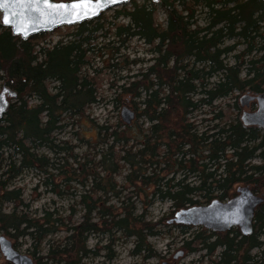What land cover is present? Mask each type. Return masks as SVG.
Segmentation results:
<instances>
[{
	"label": "trees",
	"instance_id": "obj_1",
	"mask_svg": "<svg viewBox=\"0 0 264 264\" xmlns=\"http://www.w3.org/2000/svg\"><path fill=\"white\" fill-rule=\"evenodd\" d=\"M129 6L110 19L102 14L71 27L73 31L51 47L39 45L47 33L23 41L0 25V84L17 93L0 119V162L4 153L13 152L17 159L7 170L12 178L39 169L43 185L58 196L60 183L74 182L88 189L79 197L81 221L66 229L63 242L48 243L47 258L53 264H85V259L99 254L86 249L89 236L109 239L113 231L134 241V256L148 252L147 237L158 233L146 228L143 213L136 215L131 195L148 199L146 206L169 202L174 218L190 207L230 201L237 189L247 188L261 200L252 234L244 236L234 229L221 235L204 229L211 234L198 232L183 248L188 253L203 252L199 264L203 258L206 264H264V130L242 126V108L236 101L239 94H264V0H161L157 4L134 0ZM159 14L163 23L157 20ZM132 39L149 47L151 54V64L143 72L118 79L120 96L132 106L134 119L115 128L95 125L99 143L93 151L97 152L75 154L55 134L66 126V119L81 120L85 110L98 102L100 70L92 68L95 54L125 49ZM104 64L102 60L106 69ZM229 97L231 106L216 107ZM32 99L35 104L29 107ZM215 108L219 110L212 118L192 121L194 113L202 109L212 113ZM231 109L235 117L226 119ZM71 152L72 165L67 169L64 163ZM255 159L260 164H251ZM126 166L127 190L137 193L117 192L115 175ZM4 186L0 182V190ZM20 196L19 190L0 195V232L28 234L39 243L53 235L59 221L49 219V213L40 220L15 210L1 213L2 204ZM109 196L122 198L120 207L108 204ZM176 228L185 235L193 227Z\"/></svg>",
	"mask_w": 264,
	"mask_h": 264
},
{
	"label": "rangeland",
	"instance_id": "obj_2",
	"mask_svg": "<svg viewBox=\"0 0 264 264\" xmlns=\"http://www.w3.org/2000/svg\"><path fill=\"white\" fill-rule=\"evenodd\" d=\"M135 1L140 4L145 0ZM126 6L128 9L130 8L129 5ZM122 7L107 11L104 13V17L110 19L114 15L115 11L121 9ZM157 20L158 22L163 23L164 16L159 14L157 16ZM119 23H125V19H120ZM72 31V28H60L52 33H48L39 45L51 47L59 39L67 37L66 35ZM110 40H112V38L108 41ZM98 41L100 42L101 40L99 39ZM228 44H231V42H228ZM110 46L108 48H110ZM116 46L117 45H115V47ZM148 51L149 47H145L140 41L132 39L125 49H120L117 52L115 50L107 49L95 54L92 68L100 70L98 76L96 77L98 102L85 110L81 120L66 119V126L57 131L55 134L56 138L62 141H67L75 154H82L86 152V150L90 151V155L97 152L96 150L93 151V146L99 143L98 140L96 141L95 125L110 126L115 128L117 125L122 124L120 119V109L122 107L125 106L133 111L132 106L127 102H124V99L120 96L118 85H120L121 82H118L120 81L118 79L130 78L133 75H139V73L143 72V70L151 64V54ZM102 60H105L104 65L106 69L102 67ZM110 66L114 67L111 68ZM1 86L2 83L0 84V90L2 88ZM51 87H53V84H51ZM242 96L243 94L238 95V98L236 99L237 103H239V98ZM113 100H118V104H116ZM232 103L233 99L229 97L218 101L216 103V107H221L224 110L227 105L231 106ZM34 104L35 101L32 99L28 106L30 107ZM218 110V108H215L212 113H209L208 109H202L201 111L194 113L191 116V119L195 123H200L202 119L212 118ZM255 110L256 104L254 103L251 104L248 109L242 108L240 111L252 113ZM226 114V119H233V117H235V111L232 109L229 110V112L227 111ZM79 122L81 123V126H79ZM205 125L207 124H203L202 126ZM136 126L137 125L134 123L133 128H136ZM145 127L146 126H144V128ZM86 140L87 142H84ZM40 153L47 155L48 152L46 149H41ZM69 155L71 159L64 163V166L67 169L69 166L71 168L73 152L68 154V157ZM91 158V156H88V159ZM16 159L17 156L13 152L9 151H7V154L4 153L1 157L0 182L4 183L5 186L2 190H0V195L5 190H19L21 194L18 200H15L12 203L6 202L2 204L1 213L9 214L15 210V213L22 214L26 218L33 220H40L45 213H49V219H56L59 221V224L57 226L54 225L55 233L46 237L45 240L40 243L28 234H23L22 236H20V234L17 235L16 233L13 234L14 232L12 230H8L7 234L0 232V235L5 236L8 240H10L15 250L20 254L31 258L34 264H53L52 259L47 258L48 243L51 242L55 245L56 242H63L68 235L66 233V229L77 225L81 221L83 206L79 204V197L80 194L88 191V189H82L81 186L74 182L70 184L60 183L57 191L61 192V196L55 195V193L50 191V187H45L43 185L44 175L39 171V169L22 172L15 178H12V173L8 174L7 170L9 165L13 163V160L15 161ZM251 164L258 165L260 162L255 159L251 162ZM162 173L163 176L167 175L166 171ZM54 174L58 176V173ZM126 174L127 166L120 169L118 174L115 175L114 181L118 185L117 192L124 189L126 192L123 191V195H125L128 191H130V193L133 191L134 193H137L138 191H136V189L127 190L129 189V185L124 181ZM168 174L170 178V175H172L171 172ZM63 179L64 178H61L59 180L61 181ZM82 179L83 177H79L77 180L83 181ZM150 191H152V188ZM139 200L143 202H140ZM228 200H222V203H225ZM122 201V198L118 201V199H112V197H110V202L108 204L118 208L120 207V202ZM148 201V199H140L134 195H131L130 199L133 207H135L136 215H140L141 213L144 214L143 222L146 228L158 233L155 236L147 237L146 244L149 248L148 252H145L140 256H134L132 253L135 247L134 241L132 239L125 238L120 232L113 231V235H111L109 239L101 234L89 236L86 242V249L91 251L96 250L99 254L98 256H95V258L88 257L83 262L85 264H161L168 261L169 264H172L174 263L172 259L173 256L181 251L183 252V256L177 260L176 264L196 263L197 260L201 259L204 254L203 252L199 251L196 253H188L184 250L183 244L186 241H192V235L205 230L203 228H189L186 234L182 235L176 226H170L167 223L173 218V213L175 212L171 207V204L169 202H155L151 206H146L145 204ZM234 229L237 228L234 227L232 230ZM205 232V235L211 234V232ZM111 238L116 239V241H109ZM213 240V238L210 239V241ZM106 247H109V249H106ZM195 248L199 250L201 247L198 246ZM254 253H256V250L252 252V254ZM107 255L112 258L108 260L106 258ZM145 256L148 257L144 258ZM206 263L207 259L203 258V264ZM0 264H8L5 262L1 254Z\"/></svg>",
	"mask_w": 264,
	"mask_h": 264
},
{
	"label": "water",
	"instance_id": "obj_3",
	"mask_svg": "<svg viewBox=\"0 0 264 264\" xmlns=\"http://www.w3.org/2000/svg\"><path fill=\"white\" fill-rule=\"evenodd\" d=\"M133 0H0V25L9 29L13 36L25 41L28 38L52 33L60 28H69L97 19L111 9L128 5ZM157 4L161 0H150ZM55 5V6H53ZM17 93L3 86L0 90V119L7 112ZM250 102L256 103L252 113L242 112L240 122L245 128L255 127L264 130V94L258 96L243 95L239 104L248 107ZM121 121L130 124L134 112L123 107ZM261 200L247 188L236 190V195L228 202L214 201L207 206H194L174 215L171 222L177 225L202 227L212 232H225L238 227L241 234H252L254 215ZM0 253L9 264H34L30 258L19 254L10 240L0 235ZM183 252H178L173 259L178 260Z\"/></svg>",
	"mask_w": 264,
	"mask_h": 264
},
{
	"label": "flooded vegetation",
	"instance_id": "obj_4",
	"mask_svg": "<svg viewBox=\"0 0 264 264\" xmlns=\"http://www.w3.org/2000/svg\"><path fill=\"white\" fill-rule=\"evenodd\" d=\"M4 85H2L1 87H3ZM13 101V100H12ZM11 101V102H12ZM251 104H254L253 102H250V104H249V106L248 107H244L245 109H248L250 106H251ZM173 220V219H172ZM172 220H169L167 223L170 225V226H178V227H190V226H187V225H177V224H175L174 222H171V223H169L170 221H172ZM234 227H232V228H230L229 230H227V231H225V232H229V231H231L232 229H233ZM236 228H238L237 226H236ZM239 229V228H238ZM209 231H211V230H209ZM225 232H215L216 234H221V235H224V233ZM174 257V256H173ZM173 259V258H172ZM173 261H174V263H172V264H176V260H174L173 259ZM164 263H166V264H169V262L168 261H165Z\"/></svg>",
	"mask_w": 264,
	"mask_h": 264
},
{
	"label": "bare ground",
	"instance_id": "obj_5",
	"mask_svg": "<svg viewBox=\"0 0 264 264\" xmlns=\"http://www.w3.org/2000/svg\"><path fill=\"white\" fill-rule=\"evenodd\" d=\"M10 106V105H9ZM121 113V112H120ZM257 198V197H256ZM172 220V219H171ZM190 227H193V226H190ZM193 228H196V227H193ZM204 229V228H203ZM238 229V228H237ZM12 244V243H11ZM13 246V244H12ZM14 248V247H13ZM15 249V248H14ZM18 252V251H17ZM182 252V251H181ZM19 253V252H18ZM1 254V253H0ZM20 254V253H19ZM22 255V254H21ZM3 257V256H2ZM29 258V257H28ZM31 259V258H30ZM32 260V259H31ZM33 262V261H32ZM9 264V263H8ZM161 264H166V263H161Z\"/></svg>",
	"mask_w": 264,
	"mask_h": 264
},
{
	"label": "snow or ice",
	"instance_id": "obj_6",
	"mask_svg": "<svg viewBox=\"0 0 264 264\" xmlns=\"http://www.w3.org/2000/svg\"><path fill=\"white\" fill-rule=\"evenodd\" d=\"M47 2H48V0H45V3H47ZM112 2L115 3L116 0H112ZM53 6H55V5H53Z\"/></svg>",
	"mask_w": 264,
	"mask_h": 264
}]
</instances>
